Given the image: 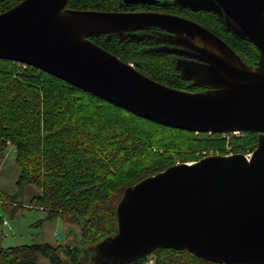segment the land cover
Masks as SVG:
<instances>
[{
	"label": "water",
	"instance_id": "water-1",
	"mask_svg": "<svg viewBox=\"0 0 264 264\" xmlns=\"http://www.w3.org/2000/svg\"><path fill=\"white\" fill-rule=\"evenodd\" d=\"M68 0H22L0 12V59L53 75L161 125L191 132H257L255 148L173 164L127 186L116 204V232L90 246L88 264H127L159 248L186 250L219 264H264V0H185L214 13L258 51L242 61L201 25L167 13L78 10ZM158 0H121L152 5ZM157 27L170 42L158 52L186 55L175 69L190 86L142 74L89 37ZM132 33V34H131ZM180 47V48H179Z\"/></svg>",
	"mask_w": 264,
	"mask_h": 264
},
{
	"label": "trees",
	"instance_id": "trees-1",
	"mask_svg": "<svg viewBox=\"0 0 264 264\" xmlns=\"http://www.w3.org/2000/svg\"><path fill=\"white\" fill-rule=\"evenodd\" d=\"M20 1L0 0V12ZM123 6L121 0L66 3L67 8L78 10L119 11ZM197 17L220 29L242 61L249 65L257 61V49L224 29L213 14ZM89 39L157 82L182 90L203 89L180 77L169 53L149 50L135 40L120 41L115 34L109 39L105 35ZM242 134L243 138L231 141L233 153H246L256 146L257 132ZM220 136L161 125L36 68L0 59V163L5 147L11 145L19 170L15 194L0 189V207L15 212L23 187L32 185L39 190L29 201L35 209L65 224L81 220L79 245L0 248V264H38V257L49 264H88L81 257L82 248L116 232V204L127 186L173 164L193 161L195 151L214 149L225 154ZM149 260L152 264H219L186 250L166 248L127 264H148Z\"/></svg>",
	"mask_w": 264,
	"mask_h": 264
},
{
	"label": "rangeland",
	"instance_id": "rangeland-1",
	"mask_svg": "<svg viewBox=\"0 0 264 264\" xmlns=\"http://www.w3.org/2000/svg\"><path fill=\"white\" fill-rule=\"evenodd\" d=\"M220 137L224 140L223 148L227 146L232 150L231 141L243 138V134L228 132ZM199 152H194L193 161L198 159ZM4 154L5 158L0 163V189L8 194H15V181L19 170L14 160V148L7 145ZM38 192L37 187L25 185L15 205V212L5 211L0 207V220L6 221L5 225L0 226V248L39 243H49L53 246L80 244L81 220L65 224L59 218H48L45 211L30 205L31 196ZM37 263L49 264L43 257H38Z\"/></svg>",
	"mask_w": 264,
	"mask_h": 264
},
{
	"label": "flooded vegetation",
	"instance_id": "flooded-vegetation-1",
	"mask_svg": "<svg viewBox=\"0 0 264 264\" xmlns=\"http://www.w3.org/2000/svg\"><path fill=\"white\" fill-rule=\"evenodd\" d=\"M158 1H159L158 3L152 4V5H141V4L128 5V6L124 5L123 9L119 10V11H124V12H158V13H167V14L176 15V16L191 20V21L201 25L202 27L206 28L207 30H209L210 32H212L213 34H215L216 36L221 38L226 43V41L222 38L223 33L220 29L209 25L206 21H200L201 18L197 17L198 14L203 15V13H210L216 17V15L214 13H212L210 11H203V10H191L188 7H182L178 4H176L177 1H181V0H158ZM182 1H185V0H182ZM216 19H217V17H216ZM209 28H211V29H209ZM224 29H226V28L224 27ZM134 33L137 34V36L142 35V38L141 39H136V38L130 39L129 33H123L122 39H120L119 37L118 38L120 41H131V40L139 41L142 44H144L149 50H153V51H155V49H158V48L163 47V46H165L167 48L176 47V45L174 43L170 42L171 38H170V34L167 30L157 28V27H152V28H147L144 30H137ZM110 36H107V38L109 39ZM155 52H158V51H155ZM161 53H164V52H161ZM169 54H171V53H169ZM171 55H172L174 60L177 58H181V59L187 58L186 55H179V54H171ZM255 63L256 62H254V64ZM254 64H252V65H254Z\"/></svg>",
	"mask_w": 264,
	"mask_h": 264
},
{
	"label": "built area",
	"instance_id": "built-area-1",
	"mask_svg": "<svg viewBox=\"0 0 264 264\" xmlns=\"http://www.w3.org/2000/svg\"><path fill=\"white\" fill-rule=\"evenodd\" d=\"M227 133H228V132H227ZM232 133L239 134V133H241V132L234 131V132H232ZM221 134L224 135L225 133H221ZM231 153H233L232 150H231L229 147L225 146V154H223V155H227V154H231ZM250 153H251V151H250V152H246V153H244V154H245L246 156H249ZM209 155H221V154L218 153V150H214V149L201 150V151L199 152V154H198V159H200V158H202V157L209 156ZM2 223H3V225H5V224H6V221H2ZM148 264H152V261L149 260V261H148Z\"/></svg>",
	"mask_w": 264,
	"mask_h": 264
}]
</instances>
